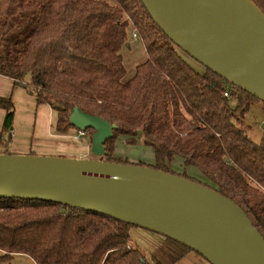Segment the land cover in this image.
<instances>
[{
  "label": "trees",
  "instance_id": "1",
  "mask_svg": "<svg viewBox=\"0 0 264 264\" xmlns=\"http://www.w3.org/2000/svg\"><path fill=\"white\" fill-rule=\"evenodd\" d=\"M252 1L264 13V0ZM131 21L148 57L124 80ZM181 50L142 0H0V75L55 110L56 134L76 129L69 120L75 106L98 115L117 125L102 160L129 163L114 156L116 137L128 144L141 139L155 153L149 166L231 199L264 237V134L257 143L240 122L253 101H264L204 65L198 71ZM0 107L6 111L0 146L13 154L11 97H0ZM93 131L86 130L91 142ZM178 157L183 172L172 168ZM135 228L163 241L148 253L133 241ZM191 251L97 211L0 197V263L25 255L36 264H176Z\"/></svg>",
  "mask_w": 264,
  "mask_h": 264
},
{
  "label": "water",
  "instance_id": "2",
  "mask_svg": "<svg viewBox=\"0 0 264 264\" xmlns=\"http://www.w3.org/2000/svg\"><path fill=\"white\" fill-rule=\"evenodd\" d=\"M155 23L205 67L264 101V13L252 0H142ZM97 159L0 153V197L97 211L175 239L211 264H264V237L218 191L147 165L109 162L116 124L75 106Z\"/></svg>",
  "mask_w": 264,
  "mask_h": 264
},
{
  "label": "rangeland",
  "instance_id": "3",
  "mask_svg": "<svg viewBox=\"0 0 264 264\" xmlns=\"http://www.w3.org/2000/svg\"><path fill=\"white\" fill-rule=\"evenodd\" d=\"M146 19L148 17L146 16ZM129 35H128V45L122 48L123 61L126 67V76L124 80L129 79L135 73L136 66L147 59V52L144 46V40L140 38L139 30L134 23L130 22ZM137 30L139 37L133 38V32ZM180 54L187 60L192 66H194L198 71L204 72V67L201 63L191 57L184 51H180ZM15 93L16 98H12L14 101L15 116L16 120V131H24L25 139L30 143L33 136L39 133V129L45 124V128L49 124V118L51 122V132H55V122H56V112L49 105H37L34 99V92H29L24 87H16ZM235 104V102H232ZM248 111L243 118H240L241 126L246 130L248 136L257 143H260L264 134V104L262 102H252ZM14 126V123H13ZM36 128V129H35ZM14 132V129H13ZM84 139V138H83ZM37 143V139L35 141ZM11 147L9 148V150ZM4 147H0V153L3 152ZM12 150V149H11ZM34 152L33 154L44 155V156H60V157H71L72 153L69 151H61L57 153L48 152L41 150V148L33 147L28 154ZM22 154V153H19ZM24 154V153H23ZM114 156L123 161H128L133 164H144V165H154L156 162V157L154 150L151 146L144 144L140 139L136 144H128L125 136L118 135L115 140V150ZM88 158L97 159L99 157L95 156L92 152L87 154ZM172 168L177 172H183L184 167L182 166L181 159L178 157L174 163H172ZM190 169V170H189ZM187 172L190 175L197 176L199 174L198 169L195 167H189ZM139 229V228H135ZM132 239L136 244H139L146 252L150 253L153 249L154 243L145 239L140 235L138 231H134L132 234ZM0 264H36L32 259L25 255H15L9 260L2 261Z\"/></svg>",
  "mask_w": 264,
  "mask_h": 264
},
{
  "label": "crops",
  "instance_id": "4",
  "mask_svg": "<svg viewBox=\"0 0 264 264\" xmlns=\"http://www.w3.org/2000/svg\"><path fill=\"white\" fill-rule=\"evenodd\" d=\"M16 87H22V86H15L11 78L0 75V97L3 98L11 97V99L16 98V93H15L16 91L15 89H17ZM32 98L36 102L35 97L32 96ZM12 102L14 104L13 99ZM40 105H47V104H40ZM5 115H6L5 109L0 107V131L3 128ZM15 126H16V120L14 121V126H13L14 129L13 138L10 141L9 146L7 147L10 153L28 154V151H30L33 147H36V148H41V150L45 151L46 153L51 152L50 154L61 151H69L72 153L71 156L72 158L90 159L87 157V154L92 152L91 151L92 142L90 141L88 136L83 137L84 139L83 138L75 139L73 135L75 129L73 128L70 129L69 132L64 135L56 134L55 132L53 133L51 132L53 130H51V122L49 118L48 126L45 128V124H44L38 130L39 133L35 132L32 141L29 143L27 139H25V136H23L24 131L23 130H19V132L16 131ZM36 139H37V143L35 142ZM10 147L12 150L11 149L9 150ZM3 151H5V149ZM33 153L34 152L30 154ZM135 230L138 231L140 235L143 236L145 239L154 243V247L163 241V237L161 235L148 232L141 228L133 229L132 234ZM176 264H211V263L207 259H205L202 255H200L198 252L191 251Z\"/></svg>",
  "mask_w": 264,
  "mask_h": 264
},
{
  "label": "built area",
  "instance_id": "5",
  "mask_svg": "<svg viewBox=\"0 0 264 264\" xmlns=\"http://www.w3.org/2000/svg\"><path fill=\"white\" fill-rule=\"evenodd\" d=\"M133 38H138L139 37V34H138V31L137 30H135L134 32H133ZM226 95H228L227 93H226ZM74 138L75 139H81V138H83V137H86L87 136V133H86V130H81V129H75V131H74Z\"/></svg>",
  "mask_w": 264,
  "mask_h": 264
}]
</instances>
